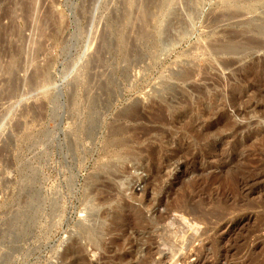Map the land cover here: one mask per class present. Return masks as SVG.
<instances>
[{"label": "rangeland", "instance_id": "374dc122", "mask_svg": "<svg viewBox=\"0 0 264 264\" xmlns=\"http://www.w3.org/2000/svg\"><path fill=\"white\" fill-rule=\"evenodd\" d=\"M263 66L264 0H0V264H264Z\"/></svg>", "mask_w": 264, "mask_h": 264}, {"label": "bare ground", "instance_id": "6f19581e", "mask_svg": "<svg viewBox=\"0 0 264 264\" xmlns=\"http://www.w3.org/2000/svg\"><path fill=\"white\" fill-rule=\"evenodd\" d=\"M259 27V26H258ZM240 39H242V38H240ZM247 40V39H246ZM251 41H253L252 39H251ZM251 41H250V39H248L246 42H250L251 43ZM243 42V41H242ZM256 42V41H255ZM254 42V43H255ZM260 42V41H259ZM256 45H257V48H258V50L256 49V52L257 51H259V49L262 47L261 46V44L260 43H256ZM243 46V44L240 42V40H238V41H232L231 40V42H229L228 44L227 43H223V44H219V45H216V46H214L213 48H212V52L214 53V54H233V55H238L239 56V54H241L242 52V48H245L246 46H244V47H242ZM248 46V45H247ZM250 47V46H249ZM254 48L256 47V46H253ZM252 47V48H253ZM255 51V50H254ZM241 56V55H240ZM239 60H243L242 58H240ZM231 61V60H230ZM227 61L226 60V62H224L223 61V66L224 67H227L228 65H231V64H233L234 62H238V61ZM221 63V62H220ZM221 64V65H222ZM236 64V63H235ZM264 67V66H263ZM262 67V68H263ZM264 69V68H263ZM237 71V70H236ZM264 71V70H263ZM262 70L260 71V72H263ZM42 74V73H41ZM45 74V73H44ZM262 76V75H261ZM257 77V76H256ZM264 78V77H263ZM243 79V78H242ZM261 79V78H260ZM240 80V79H239ZM258 80V79H257ZM243 81V80H242ZM258 82V81H257ZM219 83V82H218ZM259 84H261V82H259ZM258 85V84H257ZM238 86V85H237ZM262 87H263V85H262ZM220 93V92H219ZM220 95V94H219ZM218 96V95H217ZM257 96V95H256ZM92 126V125H91ZM205 155V154H204ZM157 159V158H156ZM172 159V158H171ZM194 159V158H193ZM201 159V158H200ZM160 168V167H159ZM156 170V169H155ZM156 172H157V170H156ZM155 175V174H154ZM157 175V174H156ZM175 178V177H174ZM260 179H261V176H260ZM248 183L246 182V184H244V187H246V186H248L247 185ZM172 185V184H171ZM259 188V186L258 187H255L254 189H250V191H251V193L253 192V191H255V189H258ZM30 196H33V195H30ZM30 198H33V197H30ZM34 199V198H33ZM38 199V198H37ZM27 203V202H26ZM162 203V201L160 200L159 202H158V204H161ZM36 209H37V207H31V206H27V212H26V214H27V216H28V220L31 218V217H33V216H35V214H36ZM38 210V209H37ZM40 211V210H39ZM107 211V210H106ZM118 209H114L112 212H99L100 214H98V217L96 218V219H99V224L97 225V226H91L90 228H87V244H88V246H90L91 248H94V249H96V248H102V246H104L105 247V242L104 241H101V239L100 238H102L103 236H102V233H108V230L110 229V230H113V228L114 229H116L117 227H115V224H114V219L115 218H117V215L119 214L118 213ZM195 210L194 209H192L190 212L192 213V212H194ZM120 212V211H119ZM121 214V213H120ZM93 215V214H92ZM100 215V216H99ZM159 215V214H158ZM97 216V215H96ZM143 216V215H142ZM222 216V215H221ZM123 218V217H122ZM198 218H200V217H198ZM201 219V218H200ZM32 220H33V218H32ZM29 221H31V219L29 220ZM96 221V220H95ZM98 221V220H97ZM108 221V222H107ZM139 222H140V220H139ZM144 222V221H143ZM95 223V222H94ZM156 223V222H155ZM92 225H94V224H92ZM111 225H113L114 227L113 228H111ZM150 225V224H149ZM133 226V225H132ZM123 227V226H122ZM23 228V227H22ZM114 233V232H113ZM122 234V233H121ZM99 236H101V237H99ZM123 239V238H122ZM103 240V239H102ZM106 240V239H105ZM114 240V239H113ZM112 241V240H111ZM104 242V243H103ZM107 242V241H106ZM120 243V242H119ZM118 243V244H119ZM108 244V243H107ZM116 244V243H115ZM126 244V243H125ZM112 245V244H111ZM123 245V244H122ZM107 247V246H106ZM105 247V248H106ZM143 247V246H142ZM124 248V247H123ZM103 249V248H102ZM107 249V248H106ZM99 250V249H98ZM103 250H105V249H103ZM107 250H109V249H107ZM107 250H106V252H107ZM112 250V249H111ZM117 250V249H116ZM96 252V251H95ZM112 252V251H111ZM108 253V252H107ZM109 254V253H108ZM129 255H131V254H128L127 256H129ZM151 255V254H150ZM104 256V255H103ZM132 256V255H131ZM102 257V256H101ZM109 257V256H108ZM113 257V256H112ZM111 257V258H112ZM126 257V254L124 255H122V256H118V258L115 260L116 261V263H114V261L112 262V264H118V263H121V261L124 259ZM107 258V257H106ZM116 258V257H115ZM140 259V258H139ZM150 259V258H149ZM106 260H108V259H106ZM110 260V259H109ZM108 260V261H109ZM112 260V259H111ZM140 260H142V259H140ZM124 261V260H123ZM146 261V260H145ZM197 261V260H196ZM104 262V261H103ZM110 262V261H109ZM109 262H107V264H109ZM140 262V261H139ZM147 262V261H146ZM105 263H106V261H105ZM123 263V262H122ZM142 263H143V261H142ZM141 263V264H142ZM149 263V262H148ZM87 264H88V262H87ZM99 264H101V263H99ZM103 264V263H102ZM139 264V263H138ZM144 264H145V262H144ZM191 264H202V262L201 261H197V262H192Z\"/></svg>", "mask_w": 264, "mask_h": 264}, {"label": "water", "instance_id": "95a60500", "mask_svg": "<svg viewBox=\"0 0 264 264\" xmlns=\"http://www.w3.org/2000/svg\"><path fill=\"white\" fill-rule=\"evenodd\" d=\"M81 223L80 222H77V227H81Z\"/></svg>", "mask_w": 264, "mask_h": 264}]
</instances>
